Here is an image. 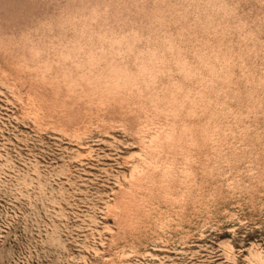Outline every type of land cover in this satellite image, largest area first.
Listing matches in <instances>:
<instances>
[{
  "label": "rangeland",
  "instance_id": "rangeland-1",
  "mask_svg": "<svg viewBox=\"0 0 264 264\" xmlns=\"http://www.w3.org/2000/svg\"><path fill=\"white\" fill-rule=\"evenodd\" d=\"M0 264H264V0H0Z\"/></svg>",
  "mask_w": 264,
  "mask_h": 264
}]
</instances>
